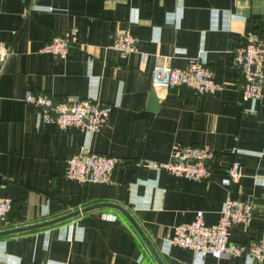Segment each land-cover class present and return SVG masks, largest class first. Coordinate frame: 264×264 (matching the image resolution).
Segmentation results:
<instances>
[{
	"label": "crops",
	"instance_id": "0c3cea01",
	"mask_svg": "<svg viewBox=\"0 0 264 264\" xmlns=\"http://www.w3.org/2000/svg\"><path fill=\"white\" fill-rule=\"evenodd\" d=\"M125 29L135 48L120 56L109 45ZM249 30L264 36V0H0V44L9 49L0 60V195L12 199L0 220V264H264L208 254L197 261L186 247H164L196 209L214 222L227 193L252 205L245 229L228 228L230 240L249 241L264 224V97L241 99L231 52ZM54 34L70 41L64 57L39 50ZM192 56L212 68L218 88L173 86L152 107L153 65L184 67ZM27 88L112 106L103 127L86 136L38 124L23 100ZM84 140L140 163L116 165L110 183L70 179L66 159ZM173 142L214 150L206 179L143 164L166 160ZM233 143L242 151L229 153ZM233 156L243 174L226 187L219 177Z\"/></svg>",
	"mask_w": 264,
	"mask_h": 264
},
{
	"label": "built area",
	"instance_id": "2783aa9c",
	"mask_svg": "<svg viewBox=\"0 0 264 264\" xmlns=\"http://www.w3.org/2000/svg\"><path fill=\"white\" fill-rule=\"evenodd\" d=\"M12 33L14 34L15 30H12ZM135 42L136 38L125 29L114 34L109 46L120 56H125L134 50ZM69 46L70 41L66 36L54 34L40 45L39 50L55 57H64ZM231 52L232 63L241 77V99L254 100L264 97V36H258L255 31L249 30ZM8 53V47L0 44L1 64ZM180 85L197 93H210L219 86L213 78L212 68L197 56L189 57L184 67H174L166 61L156 62L153 65L149 89L154 90L156 95L170 87ZM23 100L33 108L38 124L51 122L59 130L76 127L86 136L103 127L112 106L111 103L100 101L95 97L78 98L68 95L63 98H54L50 94L35 91L32 88L24 91ZM228 151L236 154L242 150L233 143ZM214 155V150L206 143L173 142L166 160L147 159L143 161V164L172 175L204 180L211 172L210 163ZM127 162L134 165L140 163L138 160L126 161L114 155L92 150L88 141L84 140L79 151L66 159L65 175L80 183L86 181L110 183L116 165ZM242 174V164L233 156L223 166L219 182L227 187L232 180ZM11 207L12 199L0 195V220L6 218ZM251 215V203L232 198L227 193L214 222L206 223L203 211L196 209L192 219L173 226L172 233L164 240V247L172 244L186 247L193 252L197 261L207 254L214 257L242 256L247 262L261 259L264 257V224L256 237L249 241L239 242L230 240L228 237L230 226L245 229Z\"/></svg>",
	"mask_w": 264,
	"mask_h": 264
},
{
	"label": "water",
	"instance_id": "95a60500",
	"mask_svg": "<svg viewBox=\"0 0 264 264\" xmlns=\"http://www.w3.org/2000/svg\"><path fill=\"white\" fill-rule=\"evenodd\" d=\"M148 97H149V102L151 104L152 107H155L158 104V97L156 96L154 90L150 89L149 93H148ZM123 213L132 221V223L136 226L135 222L132 220L131 216L128 214L127 211L122 210ZM137 227V226H136Z\"/></svg>",
	"mask_w": 264,
	"mask_h": 264
}]
</instances>
